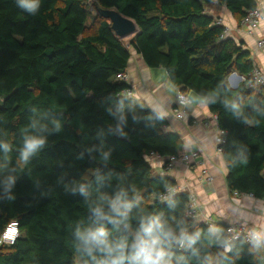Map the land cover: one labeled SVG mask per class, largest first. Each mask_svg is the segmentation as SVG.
<instances>
[{"label":"trees","instance_id":"1","mask_svg":"<svg viewBox=\"0 0 264 264\" xmlns=\"http://www.w3.org/2000/svg\"><path fill=\"white\" fill-rule=\"evenodd\" d=\"M212 1L238 23L257 6L256 0H97L96 8L116 10L135 23L137 33L124 44L96 8L95 30L86 32V0H41L35 15L18 8L16 0H0V141L11 145L7 158L0 150V235L11 221L19 231L12 246L0 245V264H95L77 252V228L105 223L109 239L127 235L131 242L141 210L163 213L170 222L172 216H183L189 231H207L208 224L186 216V192L175 193V209L160 199L176 182L154 175L148 158L179 156L182 143L165 130L166 118L130 106L122 95L128 83L116 75L126 72L130 51L149 69L165 70L181 93L199 98L218 93L217 102L207 108L224 133L226 188L264 202V85L247 90L254 63L243 44L224 35V26L205 12ZM233 73L246 79L235 90L227 84ZM225 98L238 102L252 122L243 123V117L225 108ZM121 103L126 136L115 131L118 120L112 115ZM33 120L47 125L40 133L47 141L23 165V130L35 134L28 127ZM56 120L59 131L54 130ZM241 149H246V165L238 162ZM8 176L15 181L5 192ZM81 184L87 185V197L79 191ZM120 187L129 190L130 199L140 197L130 229L94 224L89 205L102 195L114 197ZM215 225L225 234L226 224ZM234 244L223 264H256L264 255V249L253 252L242 241ZM221 251L202 247L201 256L217 257ZM175 253L188 255L180 249Z\"/></svg>","mask_w":264,"mask_h":264},{"label":"clouds","instance_id":"2","mask_svg":"<svg viewBox=\"0 0 264 264\" xmlns=\"http://www.w3.org/2000/svg\"><path fill=\"white\" fill-rule=\"evenodd\" d=\"M40 3L41 0H16L17 7L30 15H35L38 12ZM217 97L218 93L213 91L194 102L201 105L215 104ZM222 103L225 108H230L234 110L237 116L243 117V123L252 122L243 113L241 105L235 100L225 98ZM153 110L158 119L162 120L167 116V112L159 107ZM112 115L118 120L115 131L120 136H126L127 134L122 129L125 122L122 103ZM152 118V116L147 117L149 120ZM53 124L55 125L54 130L59 131L60 122L56 120L53 121ZM28 127L35 130V134H30L28 129L23 130L25 135L19 156V162L23 165H26L32 156L39 153L47 141V137L40 134L47 131V125L33 120ZM0 150H3L7 158V153L11 151V145L5 141H0ZM245 151L246 149H241L239 152L238 162L241 165L248 163ZM107 155L104 153L105 159H107ZM236 162L234 159L233 164ZM109 178H111V173ZM14 181V176H8L4 179L5 192L12 188ZM130 190L132 193L136 192L135 187ZM79 191L85 197L88 196L87 185L81 184ZM174 196V192H169L167 195H162L160 199L162 202H166L169 208L175 209L177 201ZM139 202L140 197L133 195L130 199L129 190L124 187H120L114 197L102 195L97 202L89 205L90 211L93 213V223L105 221L113 224L114 227L123 225L125 229H130V222L133 219L131 212ZM137 219L139 226L132 233L131 242H129L127 235L109 239L110 232L105 223L96 224L95 227L89 226L83 230L77 228L75 232L77 252L80 255L86 254L91 257L95 264H191L193 258L196 259V264H223L224 260L229 259L228 254L235 250L234 242L228 239L224 230L215 224L209 225L206 232L201 230L189 231L190 226L183 216L180 218L172 216L170 222L169 219L164 218L163 213H150L143 210ZM248 242L253 252L264 249V229L251 230L248 233ZM210 246L220 247L222 251L217 257L207 254L201 256V248ZM176 249H180L182 253H188V255L176 256ZM85 264L88 262L85 261Z\"/></svg>","mask_w":264,"mask_h":264},{"label":"crops","instance_id":"3","mask_svg":"<svg viewBox=\"0 0 264 264\" xmlns=\"http://www.w3.org/2000/svg\"><path fill=\"white\" fill-rule=\"evenodd\" d=\"M261 10L264 14V3ZM205 12L214 19H221L227 28V36L236 43H242L254 65L264 68V51L255 49V41L264 36V22L255 36H249L226 8L215 1L205 6ZM126 73L128 87L132 91L129 105L152 111L159 107L166 111L168 125L165 130L180 138L182 148L179 155L190 151L198 154L194 163L177 164L171 171L164 170L163 162L156 160L152 165L153 174L168 176L176 182V187L181 192L195 195L196 220L200 222L226 225L245 223L259 230L264 229V202L249 195H235L226 188V165L222 156L215 153L216 120L207 105L194 102L200 98L188 94L191 104L183 109L184 119L178 120L174 117L173 110L177 105L176 96L179 89L171 85L165 70L149 69L140 56L130 51ZM205 170L213 178L211 185L204 182L202 172ZM257 259L263 261L264 255Z\"/></svg>","mask_w":264,"mask_h":264},{"label":"built area","instance_id":"4","mask_svg":"<svg viewBox=\"0 0 264 264\" xmlns=\"http://www.w3.org/2000/svg\"><path fill=\"white\" fill-rule=\"evenodd\" d=\"M264 3V0H261L260 2L256 0V8H254L252 11H250L239 23L240 27L245 30L246 34L249 36H255L256 31L259 29L261 24L264 22V14L261 10L262 4ZM216 24L223 25L221 19H217ZM224 35H227V28L224 26ZM255 49L257 51H264V36L260 37L255 41ZM263 67H264V60H263ZM250 79L246 83V79L242 76H238L237 74H231L227 81L230 87H238L241 83H246L247 90H254L262 85H264V68H260L258 66L253 67L251 74L249 75ZM116 79L120 81L127 82V73L121 72L116 75ZM122 95L130 98L132 96V91L130 89H127L122 92ZM176 102L177 105L175 109L173 110V115L178 120L184 119V113L183 109L191 104V101L188 97V94H184L181 92L177 93L176 96ZM216 136L214 139V145H215V153L217 155H221L222 153V145L224 144V133L216 129ZM198 158V154L196 152L190 151L189 153L182 154L179 156H172L167 158L166 160H162L160 157L155 156L153 154H150V157L148 158V161L150 164H153L154 161H162L163 162V168L166 171H171L175 168L177 164H183V165H189L191 163H194ZM204 182L207 185H211L213 178L212 176L208 175L206 173V170L202 172ZM169 192H181L178 187L170 188L166 190L165 195H167ZM237 195V194H235ZM196 197L193 193L187 194V205L185 214L188 218L196 219L197 218V208H196ZM208 225H211L210 223H206ZM257 229L251 225L245 224V223H235L227 225L225 229V235L228 239L231 241H242L244 244H249L248 242V233L253 230ZM259 230V229H257ZM19 237V231H18V224L16 221H11L8 223V225L3 229L0 235V245L1 246H12L15 241Z\"/></svg>","mask_w":264,"mask_h":264},{"label":"water","instance_id":"5","mask_svg":"<svg viewBox=\"0 0 264 264\" xmlns=\"http://www.w3.org/2000/svg\"><path fill=\"white\" fill-rule=\"evenodd\" d=\"M96 12L100 18L109 22L111 30L118 39L123 40L125 38L132 37L137 33V27L135 23L121 15L116 10L96 8ZM229 88L231 90L236 89V87L232 88L230 86Z\"/></svg>","mask_w":264,"mask_h":264},{"label":"rangeland","instance_id":"6","mask_svg":"<svg viewBox=\"0 0 264 264\" xmlns=\"http://www.w3.org/2000/svg\"><path fill=\"white\" fill-rule=\"evenodd\" d=\"M97 6V0H86V7H87V11L90 13V17L87 21V24H86V32L87 33H92L94 32L95 30V27H96V12H95V8ZM129 38H125L123 39V43L126 44L129 39ZM257 264H264V260H259L257 259Z\"/></svg>","mask_w":264,"mask_h":264}]
</instances>
